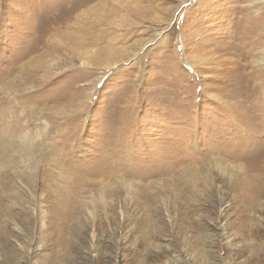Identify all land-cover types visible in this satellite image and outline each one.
I'll return each instance as SVG.
<instances>
[{"label":"rangeland","instance_id":"374dc122","mask_svg":"<svg viewBox=\"0 0 264 264\" xmlns=\"http://www.w3.org/2000/svg\"><path fill=\"white\" fill-rule=\"evenodd\" d=\"M5 126L0 264H264V0H0Z\"/></svg>","mask_w":264,"mask_h":264},{"label":"bare ground","instance_id":"6f19581e","mask_svg":"<svg viewBox=\"0 0 264 264\" xmlns=\"http://www.w3.org/2000/svg\"><path fill=\"white\" fill-rule=\"evenodd\" d=\"M43 125H47V122L44 121ZM10 128L11 127L5 126V130L3 129V133H0V151L4 150V148H6L7 146L10 145L12 147H9V148H13L16 151L18 149L21 153H22V151H26L28 153L29 150L35 152V150H36L35 147L37 146V143L39 141L36 142L35 139L30 140V139H28L27 136L24 135V136H22V138H23L22 140H18V141L15 140V142H13L14 140H13V136H12ZM191 173L193 174L194 172L191 171ZM251 188H252V192L250 190L249 194L245 195L243 198L244 203L246 205H249V206L252 205L253 203L257 202L260 198L264 197V193H262V191L260 189H258L257 187H255L253 185L251 186ZM44 225H46V224H44ZM239 228L245 229V226L240 223ZM3 230H4L3 227L0 226V234H2V235L5 234V231H3Z\"/></svg>","mask_w":264,"mask_h":264}]
</instances>
